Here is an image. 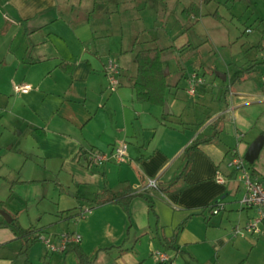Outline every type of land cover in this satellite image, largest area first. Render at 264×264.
<instances>
[{"label": "crops", "instance_id": "0c3cea01", "mask_svg": "<svg viewBox=\"0 0 264 264\" xmlns=\"http://www.w3.org/2000/svg\"><path fill=\"white\" fill-rule=\"evenodd\" d=\"M175 1L0 0V140L10 128L24 135L11 144L23 160L6 159L8 172L19 175L1 199L37 233L56 241L64 231L82 235L74 247L58 251L38 240L27 254L29 264H264V253H251L264 232L232 233L257 210L239 203L241 183L226 164L231 149L246 154L250 131L264 130V44H255L249 70L234 65L232 78L222 71L201 74L202 59L194 64L205 82L192 96L191 68L174 56H196L198 49L186 36L189 22L178 15L171 19L179 9ZM163 7L170 12L165 30L147 25L141 13L151 12L155 20ZM154 45L165 48L167 108L140 101L134 87L136 51ZM109 58L120 65L114 91L105 72ZM219 72L228 82L219 81ZM20 84L30 88L16 91ZM215 130L218 135L193 152L182 174L186 147ZM124 141L126 161L90 164V149L110 152ZM254 167L262 179L264 172ZM217 169L228 175L226 182L216 180ZM151 176L159 178L158 189L146 186ZM106 187L147 193L154 207L140 195L128 212L115 201L92 202ZM218 199L225 207L213 213L210 205ZM86 206L93 211L82 216ZM176 232L175 246L167 247ZM22 244L11 226L0 224V264H26ZM156 250L166 251L169 261L161 263Z\"/></svg>", "mask_w": 264, "mask_h": 264}, {"label": "rangeland", "instance_id": "374dc122", "mask_svg": "<svg viewBox=\"0 0 264 264\" xmlns=\"http://www.w3.org/2000/svg\"><path fill=\"white\" fill-rule=\"evenodd\" d=\"M195 1L199 3L200 0ZM175 3L179 9H183L188 4L186 0H178ZM201 5L202 14L198 20L186 18L182 14V10L179 11V9L171 12L174 14L171 19L178 15L184 23L189 22L185 29L186 36L190 37L191 41L196 44L195 49H198L196 56L187 54L181 57L176 53L174 56L176 63L187 65L189 69L191 68L190 71L193 72L194 67L192 66L194 64L197 66L202 59L205 67H198L201 70V74L205 71L208 75L222 71L227 72L230 78L235 74L234 70H232L234 65L238 66L237 69H240V72L246 71L245 68H248V64L256 61L257 48L255 44H258V42L264 44V0H213L210 3H201ZM144 7L145 4H141L140 9ZM160 11L161 14H158L159 18L157 17L155 20L151 16V12L141 13V15L147 25L148 22L150 24L157 23V27L160 26L161 30H165L170 12H167L164 7ZM215 11H218V16L214 15ZM199 55L200 58L197 59ZM219 81L221 83L228 82L220 78ZM234 88H237V85ZM180 91L182 97L186 98L187 102H190L185 89L181 88ZM261 132H264V130L258 131V133L257 130L250 131V140H254ZM23 137L24 135L19 133V129L10 128L5 131L0 140V198H6L8 189L13 184L12 180L19 175L17 172L15 174V171L9 173L5 161L11 157L13 159L19 157V162H22V152L19 155L16 151L18 145L11 144L18 139L22 141ZM255 165L264 172V146L256 162H254ZM26 216L27 214L25 213L23 217L26 218ZM0 217L3 218L1 213ZM261 241V244L255 246L251 253H264V238H261Z\"/></svg>", "mask_w": 264, "mask_h": 264}, {"label": "built area", "instance_id": "2783aa9c", "mask_svg": "<svg viewBox=\"0 0 264 264\" xmlns=\"http://www.w3.org/2000/svg\"><path fill=\"white\" fill-rule=\"evenodd\" d=\"M110 91H114L120 85V65L114 58H109L105 66ZM205 82V78L197 71L191 72L187 77V90L190 95L195 96L200 85ZM30 88V84H20L16 86V91H24ZM245 136L244 132L239 133L240 139ZM129 156V144L124 141L112 149L110 152H104L97 149H90L87 158L90 164H101L107 161H114L117 163L124 162ZM227 167L230 173H233L232 178L241 183V196L239 203L243 207L256 208V215L250 217L245 224L237 223L233 226L232 232L234 235H244L249 233L264 232V182L252 173L245 154L240 152L237 147L230 150ZM215 178L219 182H226L229 178L221 169H217ZM159 178L156 176L148 177L147 187L150 189H158L160 187ZM225 207V202L218 199L214 202L211 208L213 213H218ZM93 211L92 206H86L81 212L82 216ZM39 239L45 243L47 248L51 251H58L66 249L70 243H77L82 240V235L79 232L64 231L58 236V241L46 234L39 233ZM160 262H167L170 259L169 254L163 250H156L153 253Z\"/></svg>", "mask_w": 264, "mask_h": 264}, {"label": "trees", "instance_id": "16d2710c", "mask_svg": "<svg viewBox=\"0 0 264 264\" xmlns=\"http://www.w3.org/2000/svg\"><path fill=\"white\" fill-rule=\"evenodd\" d=\"M213 0H200L201 3H210ZM182 14L189 18L191 16H195L199 18L201 16V4L192 0L189 4L185 5L182 9ZM214 15L218 16V11L214 13ZM261 46V45H259ZM165 48L159 45L148 46L141 48L136 51L135 61L137 63V75L134 80V87L136 89L137 98L140 101H149L158 105H165L167 100V92L171 83L168 78L169 75L165 73V64H164V53ZM251 67V66H250ZM245 70H249V68ZM195 71V70H194ZM199 73V71H197ZM200 74V73H199ZM201 75V74H200ZM219 133V130H215L211 135L205 136L203 138L194 139L191 144H189L185 149V157H186V165L182 171V174L186 173V169L190 167L191 156L193 152L205 142L212 141ZM252 173L256 174V169L254 167V162H248ZM233 176V173L230 174ZM264 182V177L261 179ZM163 191H167L168 187L162 188ZM142 196L146 200L150 202V207L153 209L154 203L151 197L144 192H138L134 189L128 188L122 191H115L110 187H106L101 193H97L95 197L92 199V202L97 204H102L106 202L115 201L121 204L124 209L128 212L131 200L136 196ZM214 202L210 205L212 208ZM0 208H5V201L0 198ZM6 209V208H5ZM13 219L11 221H7L4 217L1 219L0 224L11 226L18 238L23 239V244L21 248V253L26 254V264H29L28 252L31 246L37 242L39 239V233H37V229L33 226L24 227L19 221V217L17 214H12ZM183 227V223L179 225V230ZM40 231V229H38ZM178 232L174 233V235L170 238L166 239V246L173 247L175 246L176 236ZM79 243V242H77ZM76 243H71L67 245V249L71 246H75ZM80 260L84 258V254L82 251L79 252ZM164 263V262H161ZM238 264H244V260L239 262Z\"/></svg>", "mask_w": 264, "mask_h": 264}, {"label": "water", "instance_id": "95a60500", "mask_svg": "<svg viewBox=\"0 0 264 264\" xmlns=\"http://www.w3.org/2000/svg\"><path fill=\"white\" fill-rule=\"evenodd\" d=\"M165 73H168L166 69ZM219 77L223 80L227 78L225 73H218ZM169 107L168 101L165 102V108ZM166 112H168L166 110ZM264 146V133L260 134L256 137L250 144L245 154V157L248 162H254L260 155V152ZM0 213L4 216L7 221H11L13 219V215L5 208H0Z\"/></svg>", "mask_w": 264, "mask_h": 264}]
</instances>
